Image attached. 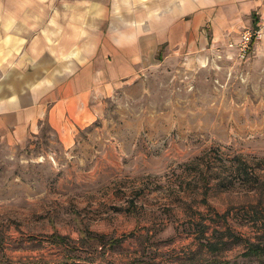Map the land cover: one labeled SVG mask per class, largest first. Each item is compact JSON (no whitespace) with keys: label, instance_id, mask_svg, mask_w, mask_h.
Wrapping results in <instances>:
<instances>
[{"label":"rangeland","instance_id":"1","mask_svg":"<svg viewBox=\"0 0 264 264\" xmlns=\"http://www.w3.org/2000/svg\"><path fill=\"white\" fill-rule=\"evenodd\" d=\"M67 1L0 0V33L10 13L26 29L20 12L43 13L46 26L45 12L86 8L97 31L106 19L135 25L149 7H180ZM164 48L124 53L139 56L126 78L135 81L114 84L71 146L48 125L19 145L0 142V264H264V37L247 62L226 45L203 66ZM14 54L12 81L29 68ZM3 58L0 47V77ZM251 166L258 181L240 172Z\"/></svg>","mask_w":264,"mask_h":264},{"label":"crops","instance_id":"2","mask_svg":"<svg viewBox=\"0 0 264 264\" xmlns=\"http://www.w3.org/2000/svg\"><path fill=\"white\" fill-rule=\"evenodd\" d=\"M152 1L155 0L147 4ZM177 2L180 7L174 11L169 7L157 15L149 7L148 16L137 13L140 18L135 25L116 18L108 25L106 19L97 31L92 30V15L86 8L82 12L57 8L49 17L45 12L46 26L43 13L20 12L26 29L13 25L12 13H6L0 47L3 66L9 70L0 77V142L19 145L29 137H36L48 125L69 147L79 129L95 121L101 103L113 93L114 84L122 87L135 81L133 77L126 78L138 75L139 56L125 52L149 50L154 56L165 45L164 53L186 58L182 64L188 65L190 61L203 66L209 51L214 52L239 37L241 27L250 24L252 13L258 19L257 25H264V0L174 3ZM32 20L36 23H31ZM123 29L126 33H121ZM13 36H20L23 42L15 39L13 43ZM109 50L118 53L110 63ZM17 51H20L17 64L29 68L12 81V60ZM47 53H51L49 60L45 59Z\"/></svg>","mask_w":264,"mask_h":264},{"label":"built area","instance_id":"3","mask_svg":"<svg viewBox=\"0 0 264 264\" xmlns=\"http://www.w3.org/2000/svg\"><path fill=\"white\" fill-rule=\"evenodd\" d=\"M257 25L254 30L249 27H243V31L239 34V37L236 41H228L226 46L229 49H236L237 54L236 57L242 62H247L250 59V49H251V42L253 39H260L264 37V30H259ZM231 58V56L228 55Z\"/></svg>","mask_w":264,"mask_h":264},{"label":"trees","instance_id":"4","mask_svg":"<svg viewBox=\"0 0 264 264\" xmlns=\"http://www.w3.org/2000/svg\"><path fill=\"white\" fill-rule=\"evenodd\" d=\"M252 17H253V26H254V28H256L258 19H257L255 13H252ZM240 172H242L243 175L247 176V178L249 180H251L252 182L258 181L260 179L259 174L253 169L252 166L250 167V169L243 168V169H241ZM247 242L249 244L248 246H249V250H250L249 252L250 253H258L259 251H261L260 246L258 245V243L252 242L249 239H248Z\"/></svg>","mask_w":264,"mask_h":264}]
</instances>
